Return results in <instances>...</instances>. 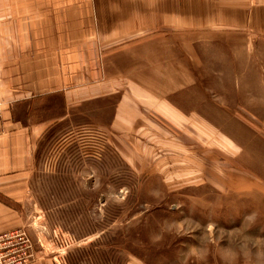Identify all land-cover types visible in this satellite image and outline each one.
Returning <instances> with one entry per match:
<instances>
[{
  "label": "rangeland",
  "instance_id": "374dc122",
  "mask_svg": "<svg viewBox=\"0 0 264 264\" xmlns=\"http://www.w3.org/2000/svg\"><path fill=\"white\" fill-rule=\"evenodd\" d=\"M187 33L200 36L188 70L152 75L147 104L133 95V129L110 126L117 93L75 106L38 144L41 216L32 238L22 227L35 251L56 264H264V37Z\"/></svg>",
  "mask_w": 264,
  "mask_h": 264
},
{
  "label": "crops",
  "instance_id": "0c3cea01",
  "mask_svg": "<svg viewBox=\"0 0 264 264\" xmlns=\"http://www.w3.org/2000/svg\"><path fill=\"white\" fill-rule=\"evenodd\" d=\"M221 28L264 37V0H0V231L32 238L38 144L75 106L118 93L110 126L133 129L152 75L188 70L187 31Z\"/></svg>",
  "mask_w": 264,
  "mask_h": 264
},
{
  "label": "built area",
  "instance_id": "2783aa9c",
  "mask_svg": "<svg viewBox=\"0 0 264 264\" xmlns=\"http://www.w3.org/2000/svg\"><path fill=\"white\" fill-rule=\"evenodd\" d=\"M0 98V118L2 116ZM31 240L22 228L0 231V264H28L34 257Z\"/></svg>",
  "mask_w": 264,
  "mask_h": 264
}]
</instances>
